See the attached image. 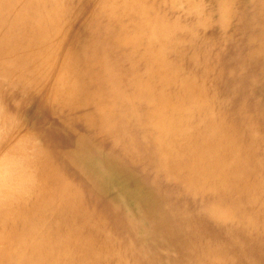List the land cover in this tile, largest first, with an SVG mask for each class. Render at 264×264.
<instances>
[{
	"label": "bare ground",
	"instance_id": "1",
	"mask_svg": "<svg viewBox=\"0 0 264 264\" xmlns=\"http://www.w3.org/2000/svg\"><path fill=\"white\" fill-rule=\"evenodd\" d=\"M151 2L152 8L161 3ZM208 3L211 10L206 12L205 0H169L171 13L182 15L183 21L164 23L155 15L145 56L139 37L143 31L127 27L134 19L133 5L124 9L123 24L107 26L115 31V45L99 58L100 65L85 68L90 69L88 76L94 70L89 79L99 76L105 88L101 95L90 93L98 106L88 114L81 112V126L109 141L113 149L104 148V154L114 153L123 163L149 160L154 173L167 179L169 196L185 200L184 211L180 203L171 204L168 211L170 225H182V238L173 245L182 251V264H264V0ZM58 7V0H38L19 15L10 71L24 81L21 84L30 68L29 47L38 52L40 65L47 53L60 49L64 32H54ZM16 8L11 2L4 18L15 15ZM136 23L141 24L140 18ZM198 28H203L196 39L201 38L202 57L191 56L190 61L199 67L200 78L180 79L178 93L184 98L178 101L167 84L176 74L173 60L187 57L188 50L183 52L182 44L177 51L180 41L173 36L181 30L194 34ZM114 52L123 62L120 69L109 64ZM166 52L170 58L162 56ZM67 53L68 47L64 58ZM145 59L144 77L139 71ZM63 69L64 62L50 88L37 85L26 97L35 101L24 122L30 121L37 133L58 134L42 126L43 117L35 108L52 88L58 90ZM72 80L62 115L74 121L70 111L82 88L77 76ZM115 99L121 100L122 109L112 110ZM24 129L20 125L16 131H0V264H141L136 258L129 263L110 246V236H103L101 225L92 222L98 213L80 198L71 178L60 174V167L41 159L40 149L23 138ZM14 151L19 152L16 157H25L21 169L9 157ZM32 168L43 172L34 179L27 173ZM173 229L170 226L171 237ZM219 237L225 238L221 242ZM170 262L179 264L171 256L153 263Z\"/></svg>",
	"mask_w": 264,
	"mask_h": 264
},
{
	"label": "rangeland",
	"instance_id": "2",
	"mask_svg": "<svg viewBox=\"0 0 264 264\" xmlns=\"http://www.w3.org/2000/svg\"><path fill=\"white\" fill-rule=\"evenodd\" d=\"M37 1L33 0L30 3L28 0H0V123L4 121L3 126L0 124V131L2 127L16 131L20 125H25L21 133L25 136L23 138L33 143L35 149L36 147L40 149L42 155L39 156L45 163L60 167L62 170L60 174L71 178L69 183L79 190L80 198L90 204V208L99 215L92 222L101 225L99 232L103 236H110L107 237L111 240L110 246L122 252L129 263L136 258L135 261L139 259L141 264H154L153 262L164 261L171 256L182 264L179 260L181 249L173 248L176 240L182 238L180 236L182 225L179 223L170 225L168 211L170 205L174 203L177 205L180 203L179 210L184 211L185 200L169 196L167 179L154 173L149 160L135 159L134 163H123L114 153L104 154L102 151L104 148L113 149V147L108 145L109 141L103 138L104 135L95 133L98 132L97 130H87L81 126L83 121H81V112L85 110L86 113L83 115L88 114V111L98 106L97 101L90 97V93L101 95L105 85L99 82V76L89 79L95 74L94 70V74L89 76L88 72L92 66L100 65L102 60L99 58L104 57L106 50L110 47L112 49L115 45L113 41L115 31L109 32L107 26H112L116 21L123 24L124 9L133 5L130 17L134 19L127 27L134 25L139 33L143 31V36H139L143 56L147 52L146 45L153 32L152 22L155 15L164 23L177 18L183 21L184 17L176 12L171 13L169 0H156L157 4L161 3L153 8L150 6L153 0H58L60 16L55 24L54 32L59 33L61 30L64 32V37L60 39V49L47 53L50 60L47 61L46 57L40 65L38 52L29 47L30 68L26 77L27 81L21 84L24 81L15 78L10 71L13 67L10 61L14 57L13 47L16 49L18 46L16 33L19 27V15L36 5ZM11 2L17 5L15 15L6 19L4 16ZM205 2L208 4L206 9L208 12L211 10L210 3L208 0ZM139 18L141 24L136 23ZM180 26L181 24L176 25V27ZM201 33L203 28H198L194 34L183 33L181 30L179 35L176 33L177 35L173 36V38L176 37V41H180L177 51L182 44L183 52L186 48L188 50L187 57H175L173 60L171 68L176 70L174 77L177 80L172 77L173 82L170 85L167 84L170 92L176 93L175 97L178 96V101L184 98L178 93L180 79L186 75L187 77L193 75L197 80L200 78V69L191 63L190 58L191 56L198 59L202 57L201 38L196 40L197 35ZM67 47L68 53L64 58ZM162 56L170 58L167 52ZM110 58V65L119 69L124 66L118 53L114 52ZM38 62L39 65H37ZM62 62H64V69L60 75L58 90L55 91L57 86L52 88V92H48L41 104H37L35 108L36 115L43 117L42 126L49 132L56 129L58 134L49 136L44 135L43 132L37 133L30 121L24 122L34 108L35 101L34 98L28 100L26 97H30L37 91V85L44 83L47 89L50 88V80L56 77ZM147 64V59L141 60L139 72L142 75L145 72L144 65ZM87 65L90 66L89 70L85 69ZM39 66L41 69L38 68ZM75 76L82 92L75 95L78 102L70 111V116L74 119L71 121L64 118L66 116L62 114L67 109V105L63 103L67 101L69 84H73L72 78ZM82 82H85L84 86L81 85ZM66 87L68 90H63ZM109 88L110 86L107 90ZM115 100L116 105L109 102V105H114L112 110L122 109L121 100ZM106 102L104 100L103 107ZM68 103L70 104V101ZM187 122L189 124V120ZM145 147L147 151H153V146L145 145ZM143 152L144 148L140 154ZM17 153L19 152L14 151L9 157H13V165L17 164L21 169L25 164V157L21 154L16 157ZM15 171L16 167L13 166L11 173L15 175ZM26 172L27 169L24 173ZM39 172L42 174L43 170L32 168L27 173L36 179ZM170 226L174 227L175 237H171ZM224 238L219 237L218 240L222 242Z\"/></svg>",
	"mask_w": 264,
	"mask_h": 264
}]
</instances>
